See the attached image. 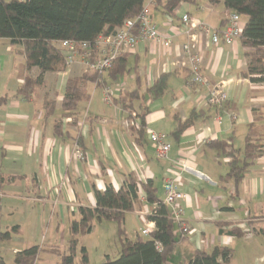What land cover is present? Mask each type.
Segmentation results:
<instances>
[{"label":"crops","instance_id":"1","mask_svg":"<svg viewBox=\"0 0 264 264\" xmlns=\"http://www.w3.org/2000/svg\"><path fill=\"white\" fill-rule=\"evenodd\" d=\"M184 13L221 32L232 11L221 2L209 4L206 0L180 2L171 14L161 4H151L152 21L160 33L171 37L169 48L139 42L126 52L130 72L115 79L105 77L104 72V87L88 82L94 89L87 92L88 100L76 104L73 115L65 114L60 102L67 79L85 72L81 60L76 58L64 71L45 73L37 91L26 98L14 96L22 83L20 74L34 77L38 71L35 67L23 70V57L7 39H0V98H7L0 101V203L6 202V210L13 203L9 201L28 199L59 208L71 217L70 224L79 218L80 206L95 205V188L102 190L111 184L118 189L125 176L132 174L141 182L151 180L157 198L164 200V181L173 179L184 194L182 221L191 231L182 234L177 224L180 239L166 264H183L196 250L210 251L215 245L232 250L223 264H264V236L255 232L264 228V82L243 76L248 61L238 40L232 45L213 44L207 35L197 32L200 72L208 84L192 83L189 69L174 64L186 59L181 47L187 39L180 31ZM239 20L243 26L246 17ZM160 74H167L166 90L152 99L148 88ZM213 87H221L227 94L225 109L206 104L205 96ZM132 90L140 95L133 101L135 109L140 103L146 107L144 136L139 141L129 129L126 112L109 100L110 95ZM45 97L55 102L50 115L43 108ZM191 114L197 117L176 139L172 132L177 122ZM149 131L166 135L171 147L165 158H156ZM247 135L256 139L258 156L235 185L232 179H222L229 158L211 142L243 148ZM78 141L85 159L74 155ZM144 195L139 184L142 204ZM147 209L143 205L142 210L127 211L123 231L125 225L133 235H141ZM233 227L243 234H230ZM69 238L70 234L67 245Z\"/></svg>","mask_w":264,"mask_h":264},{"label":"trees","instance_id":"2","mask_svg":"<svg viewBox=\"0 0 264 264\" xmlns=\"http://www.w3.org/2000/svg\"><path fill=\"white\" fill-rule=\"evenodd\" d=\"M209 4L222 3L225 9L246 17L241 33L237 40L243 48V55L247 65L242 72L253 82H264V0H206ZM180 2L192 3L195 0H155L154 4L162 5L164 12L171 14ZM145 0H0V39H7L15 52L23 57V70L37 68L34 77L24 75L22 83L17 87L14 96H27L35 93L47 72L64 71L65 59L58 42L73 40L87 42V50L91 52L89 60L96 57L94 46L99 35H110L122 26L124 21L136 17L141 11ZM228 23V22H227ZM227 25V24H226ZM226 27V26H225ZM128 54L121 53L113 61L110 68L103 72L85 70L81 75L69 77L66 81L60 109L67 115H73L76 104L81 100H88L89 94L85 90L88 82L96 86H105V77L115 79L130 72ZM167 74H160L148 88L151 98L160 97L166 90ZM140 98L138 90L122 91L119 96L110 95L109 100L116 103L126 112L127 119L134 124L129 129L136 134L139 141L144 136L146 107L140 103L138 109L133 101ZM0 98V101L6 100ZM220 106L225 109L228 102ZM43 108L46 115L54 112V100L45 97ZM195 114H191L184 122H177L172 135L177 139L182 131L193 123ZM138 120V121H137ZM79 148V141H78ZM211 144L229 158L227 173L223 180L232 179L238 184L243 175L254 164L258 156L256 139L247 135L243 148H228L223 141H212ZM228 148V149H227ZM83 153V151H82ZM139 184L145 193L143 204L138 196ZM151 180L138 182L132 174L125 176L118 189L107 184L104 189H94L95 205L80 206L79 218L71 220L69 224L70 238L67 249L60 251L57 247H50L47 251L59 257L57 264H77L76 255L79 249V264H89L86 248H78V237L91 232L92 222L108 220L118 225V233L124 235L123 219L127 211L134 208L143 209L147 206V219L154 222L151 232L142 237L139 234L133 239L123 237L119 255L112 259L108 255L98 264H166L175 243L180 239L177 222L171 217L167 204L157 198ZM18 225L9 229H0V243L9 240L17 233ZM230 234L241 236L243 232L238 228H231ZM264 236V228L255 231ZM39 245H31L14 252L13 261L16 264H34L40 253ZM232 250L228 246L215 245L210 251L198 249L183 264H223L228 262ZM0 264H7L0 255Z\"/></svg>","mask_w":264,"mask_h":264},{"label":"built area","instance_id":"3","mask_svg":"<svg viewBox=\"0 0 264 264\" xmlns=\"http://www.w3.org/2000/svg\"><path fill=\"white\" fill-rule=\"evenodd\" d=\"M154 1L147 0L143 4L139 14L134 18L124 21L122 26L118 27L114 33L110 35H99L94 42L96 57L93 60H89L91 52L87 50V42H75L73 40L59 41L58 45L63 53L66 67L73 64L76 58H79L87 70L103 72L110 68L112 61L119 54L132 51L139 42L150 41L152 44H160L165 48H169L171 37L160 33L150 15V5ZM239 18L240 16L238 14L232 13L223 31L216 32L207 24L192 19L187 13L180 16L182 25L180 31L183 32L187 39L181 47L186 59L177 60L174 64L189 69L192 83L197 85L208 84L206 78L200 72L202 54L195 47L196 33L199 32L207 35L213 44H218L222 41L226 45H232L242 30V24ZM225 101H227V94L221 87L211 88L205 96V102L210 106H218ZM130 124L134 123L129 121L128 125ZM148 137L155 147L156 158H165L171 147L166 135L149 131ZM74 155L78 159H85V154L82 153L78 145L74 148ZM137 181L140 183V178ZM163 189V201L169 207L172 219L178 223L182 234L189 233L191 231L190 228H187L182 221L183 209L180 202L184 198L183 192L173 179H166L163 184ZM153 228L154 222L146 217L141 234L148 235Z\"/></svg>","mask_w":264,"mask_h":264},{"label":"rangeland","instance_id":"4","mask_svg":"<svg viewBox=\"0 0 264 264\" xmlns=\"http://www.w3.org/2000/svg\"><path fill=\"white\" fill-rule=\"evenodd\" d=\"M240 18L244 17L240 16ZM93 89L92 83L86 84L85 90L88 93H91ZM3 202L0 203L2 212V215H0V229L5 230L14 225L19 226L17 233H14L9 240L0 243V255L5 262L15 264L13 262L15 251L36 244L41 247V250L34 264H57L58 257L46 249L52 246H58L60 250L65 249L69 237L68 222L71 217L61 212L59 208L52 209L49 204H40L28 199L9 201V203H13L9 204L8 211L6 210V202ZM57 224H59L58 229H56ZM117 228L118 225L114 222L95 220L92 222L91 232L78 237V248L80 246L86 248L91 264L103 262L105 254L112 259L116 258L121 250V239L124 236L130 239L135 237L130 232L129 226L124 225V235L119 234ZM140 236L147 237L142 234ZM78 251L76 262L79 256Z\"/></svg>","mask_w":264,"mask_h":264}]
</instances>
